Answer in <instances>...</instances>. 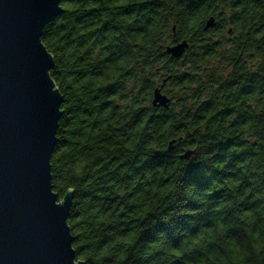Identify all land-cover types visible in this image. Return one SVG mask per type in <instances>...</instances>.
<instances>
[{
	"label": "trees",
	"instance_id": "1",
	"mask_svg": "<svg viewBox=\"0 0 264 264\" xmlns=\"http://www.w3.org/2000/svg\"><path fill=\"white\" fill-rule=\"evenodd\" d=\"M61 7L41 40L63 96L50 163L59 199L73 193L76 258L264 264V0ZM183 39L181 57L166 52ZM160 86L166 108L151 103Z\"/></svg>",
	"mask_w": 264,
	"mask_h": 264
},
{
	"label": "water",
	"instance_id": "2",
	"mask_svg": "<svg viewBox=\"0 0 264 264\" xmlns=\"http://www.w3.org/2000/svg\"><path fill=\"white\" fill-rule=\"evenodd\" d=\"M61 1L0 0V264H85L67 223L73 193L59 199L51 174L63 96L41 36L63 12ZM214 24L211 16L204 28ZM187 48L183 39L166 52L178 58ZM161 87L151 103L166 108L170 99ZM194 152L186 148L181 157Z\"/></svg>",
	"mask_w": 264,
	"mask_h": 264
}]
</instances>
